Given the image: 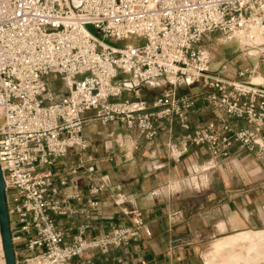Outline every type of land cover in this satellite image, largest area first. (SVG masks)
Segmentation results:
<instances>
[{
	"label": "built area",
	"instance_id": "2783aa9c",
	"mask_svg": "<svg viewBox=\"0 0 264 264\" xmlns=\"http://www.w3.org/2000/svg\"><path fill=\"white\" fill-rule=\"evenodd\" d=\"M212 34L236 42L248 58L256 52L264 63V0H0V166L16 264H100L96 256L151 236L141 215L96 239L81 231L69 240L57 227L53 215L75 211L55 198L52 168L85 149L90 120L120 123L148 142L161 122L177 120L185 135L181 153L171 148L173 157L195 146L214 162L239 147L264 160V81L214 75L202 47ZM105 40L138 43L113 47ZM54 82L63 94L51 88ZM195 85L210 91L206 100L217 121L192 130L198 96L179 90ZM146 88L162 92L148 102L140 97ZM228 118L250 127L235 128ZM88 172L92 177L94 168ZM0 264H6L1 230Z\"/></svg>",
	"mask_w": 264,
	"mask_h": 264
},
{
	"label": "crops",
	"instance_id": "0c3cea01",
	"mask_svg": "<svg viewBox=\"0 0 264 264\" xmlns=\"http://www.w3.org/2000/svg\"><path fill=\"white\" fill-rule=\"evenodd\" d=\"M231 58L224 55L215 64L211 56L214 75L242 82L240 73L247 74L249 81L258 71L263 75L257 78L264 81V64L259 58H248L243 67H236ZM223 64L227 70L220 72ZM161 91L144 90L141 98L151 102ZM179 92L198 96L190 114L192 130L217 121L206 100L207 88L195 85ZM85 115L90 119L93 112ZM228 121L235 128L250 127L244 120ZM184 135L177 120L161 122L151 142L120 123L102 126L90 120L83 133L85 149L70 152L52 168L60 192L55 198L75 211L53 215L57 227L69 240L81 231L85 238L96 239L115 226H130L141 215L151 236L143 234L140 241L107 258L96 256L100 264L118 258L135 264H264V259L250 262L234 254L246 248V235L264 232V160L239 147L232 149L230 158L214 162L204 148L195 146L180 158L173 157L171 148L176 156L181 153ZM190 176L199 189L185 186ZM61 179L68 181L66 187L60 185ZM101 185L102 191L91 193ZM221 242L228 243L226 249L215 250Z\"/></svg>",
	"mask_w": 264,
	"mask_h": 264
},
{
	"label": "rangeland",
	"instance_id": "374dc122",
	"mask_svg": "<svg viewBox=\"0 0 264 264\" xmlns=\"http://www.w3.org/2000/svg\"><path fill=\"white\" fill-rule=\"evenodd\" d=\"M89 30L93 34H95L99 39H102V36L99 32H97L96 30H94L92 28H89ZM105 42L107 44L113 46V47H123L125 44L138 43V41H135V40H128L126 42H121V43H116V42L110 41V40H105ZM202 47L205 48L206 50H208V52L210 53L211 56L215 57V60H216V61H214L215 64L222 61L224 55L232 56L231 60L233 59L235 61L236 67L245 66L249 60L248 57L242 53L241 47L236 42L225 41L220 34L207 36L205 38V41L202 42ZM252 54L254 56H252L250 59L256 60L259 58L256 52H252ZM251 75H252L251 81L255 82V79H257V77H259L263 74L260 75L259 72L257 71L255 74H251ZM247 77H248V75L245 74V76L242 77L243 78L242 82H247V79H248ZM79 79H82V78H79ZM235 81L238 82L239 80H235ZM51 88L53 90H55L56 93L59 95L64 93V89L62 88V86L59 82H54V84H53V86H51ZM146 90H159V89L146 88ZM143 94H144V92H141L140 97ZM193 178H194V176H190L189 178H187L185 180V184H186L185 186H188V187L192 186L193 188L199 187V186H197L198 183L195 180H193ZM192 180L195 182L194 184H193ZM261 233H264V232H261ZM261 233H250L249 234L250 239L247 238L249 240L246 241V243H245L246 248L244 250H241V249L240 250H234V254L238 255L240 253L239 254L240 256L244 255L246 258H248V260L250 259V262H254L255 260H254L253 254L257 248V245H259L263 242L259 237V234H261ZM247 239H245V240H247ZM261 259H264V257L262 256Z\"/></svg>",
	"mask_w": 264,
	"mask_h": 264
},
{
	"label": "water",
	"instance_id": "95a60500",
	"mask_svg": "<svg viewBox=\"0 0 264 264\" xmlns=\"http://www.w3.org/2000/svg\"><path fill=\"white\" fill-rule=\"evenodd\" d=\"M0 230L6 264H16L6 200V183L0 166Z\"/></svg>",
	"mask_w": 264,
	"mask_h": 264
},
{
	"label": "bare ground",
	"instance_id": "6f19581e",
	"mask_svg": "<svg viewBox=\"0 0 264 264\" xmlns=\"http://www.w3.org/2000/svg\"><path fill=\"white\" fill-rule=\"evenodd\" d=\"M261 82H262V80H259L258 78L257 79H255V82H253V84H261ZM250 237V235L248 234V235H246V237H245V239H247V238H249ZM259 237H260V239L263 241L261 244H259V245H257V248H256V250H255V252H254V260L256 261V260H261V257L263 256L264 257V233H261V234H259ZM244 239V238H243ZM244 239V240H245ZM250 239V238H249ZM249 239H247V240H245V241H248ZM240 240V239H239ZM235 242V241H234ZM227 243V242H226ZM226 243L225 242H221V243H218V245L216 246V248H215V250L216 249H218V250H225L226 249V246L228 245V243H227V245H226ZM249 261H250V259H249ZM230 262V261H229Z\"/></svg>",
	"mask_w": 264,
	"mask_h": 264
}]
</instances>
